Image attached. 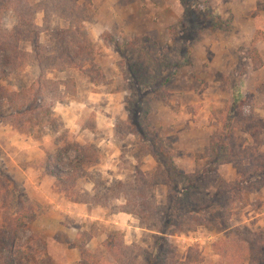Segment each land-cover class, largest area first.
<instances>
[{
  "label": "rangeland",
  "instance_id": "1",
  "mask_svg": "<svg viewBox=\"0 0 264 264\" xmlns=\"http://www.w3.org/2000/svg\"><path fill=\"white\" fill-rule=\"evenodd\" d=\"M20 1L0 0V29L19 35L27 55L20 59L27 67L8 76L0 55V95L7 91L15 100L0 101V264H78L81 248L92 254L93 264H109L104 244L117 245L122 236L135 264H143L144 251L156 264H249V250L264 264V80L256 73L264 66V0H168L178 22L160 41L125 24L109 33L111 26L101 44L89 31V23L99 21V6L81 0L84 30L70 34L68 45L87 65L65 70L39 69L31 62L49 23L54 34L45 38L62 34L58 19L47 17L49 6L69 11L71 0ZM147 1L108 0L114 17L108 22L119 26L134 3ZM133 20L146 18L134 14ZM71 71L114 91L113 111H103L104 118H113L107 133L116 141L110 150L77 144L56 117L55 107L77 94ZM54 72L58 75L50 77ZM250 72L256 74L248 78ZM121 89L127 92L123 116L115 107ZM95 112L79 123L94 127ZM47 135L58 145L48 159L29 161L25 152L8 147L11 136L32 142ZM109 153L118 157L108 158ZM147 156L153 160L147 162ZM34 166L44 178L37 186L35 175L23 173ZM47 176L64 179L58 192L71 202L91 196L89 205L102 208L109 220H58L50 214L48 204L56 206L57 197ZM152 189L163 215L144 228L135 217L139 231L124 232L119 213L131 210L126 202L140 204L137 198L144 195L151 205Z\"/></svg>",
  "mask_w": 264,
  "mask_h": 264
},
{
  "label": "crops",
  "instance_id": "2",
  "mask_svg": "<svg viewBox=\"0 0 264 264\" xmlns=\"http://www.w3.org/2000/svg\"><path fill=\"white\" fill-rule=\"evenodd\" d=\"M160 2L161 3L157 4V0H154L152 2L148 0L145 3L142 2L141 5L139 4L138 6L135 5L134 3L133 9L131 10V12H129V14L121 13L122 16H120L119 18V26H116L108 22V18L109 19L114 18L112 15L113 12L109 9L108 0L107 1L94 0L93 9H96L95 7L99 6V11L101 15L99 18V21L97 22L93 21L91 22V24L89 23V26H90L89 31H90L91 36L94 37V42L96 44H101L98 42L103 40L102 38L103 34L109 31L111 26L113 27L115 26V27L114 28L112 27L113 30L111 29L109 33L115 32V30L118 27H119V30L123 29L128 24H129L130 29L143 30L144 32L148 31V34L151 35L155 40L162 39L161 36L165 35L166 31H168L173 25L177 24L178 20L174 21V18H175L173 16L174 11H173L172 5L169 3L170 1L168 2V0H161ZM157 5L158 7H156ZM125 13L127 12L125 11ZM134 14L138 16V19L142 17V19L146 18V20L143 22H139V23H137L134 20L130 21V17H134ZM162 14L168 15L169 18L167 19V21L165 19L161 20ZM124 15H126L127 17H125ZM57 24L58 26L60 24L62 25L60 26L61 27L60 31L62 30L64 31L68 29V25L59 19H58ZM63 25H65L66 28L65 27L62 28ZM47 26L48 27L46 28L47 29L49 28V29L46 30L47 33H43L42 41L40 42V44L42 43L41 45H43V43L45 45L51 43L50 42L51 39H49V36L45 38L46 35H49V31L51 35L54 34V30H53L54 28L52 29L53 27L52 23L51 24L49 23ZM138 26H143V27H138ZM239 30L241 31V29ZM144 32L142 34H145ZM141 36H144V35H141ZM27 44H30V43H27ZM263 61H264V54H263ZM71 72H73L71 73L72 74L71 77L74 80H76L77 94L75 97L68 98V100L65 103H59L55 107L54 112L56 114V117H59L62 126H65L66 129H68L69 131L75 134L74 140L77 142V144L85 145V146L88 144H95L98 149L101 148L104 151L106 149L110 150V147H111L110 143L116 141L115 135H113V133H110V132L107 133V131H110V129L113 128L111 127V123L113 122L110 121V119H113V118H111L110 116L109 117L107 116V118L106 117L104 118L103 111H105V113H108V112L110 113V111H113L111 110L110 105L112 103H115L113 102L115 98L114 91L112 90L106 91L102 88H96L91 82L88 83L85 79H83L84 80L83 81L79 75H75L74 71H71ZM24 73L33 76L31 71H26ZM256 73L259 74L257 78L260 81H263L264 80L263 79L264 78V66ZM256 73L250 72V75L248 76V78H250ZM55 75H58V74L54 72V74L50 73L49 76L53 77ZM248 78L246 82H249ZM83 83L85 84L86 89L81 87V84ZM126 97H127L126 90L124 89L119 90V103L115 106V107L118 106L117 109L119 111V116H120V112L122 113V116L124 114V109L126 107L124 100ZM110 102L112 103L110 104ZM95 111H97L98 113H97V118L94 122V127L90 128V127L85 126L84 124L79 123L81 120H82L81 122H83V118L87 117L88 112H89L88 115L90 116L92 115V113H96ZM116 111H115V114H118ZM261 113H262V116L264 117V109L261 110ZM115 114L113 113V115ZM106 119H107V123H105ZM119 122H120V119H119ZM104 131H106V133H104ZM55 138H56L55 136L47 135L45 136L44 139H40L36 141L32 139V142H31L28 139H22V137L20 136H11V137H8V142L10 145V146L8 145V147H13L14 150L19 151V152H25L24 156L29 161L33 159L42 160L41 158H44V157L48 159L51 155L57 152L58 145H57V140ZM122 143L127 144V141L123 140ZM108 145H110V147ZM16 147L18 148L15 149ZM121 153H122V150H119V158H120ZM107 157L113 159L118 156L117 155L114 156L113 154L109 153ZM132 158H134L133 155H132ZM144 159L148 160L147 162H151L150 159L153 160L152 158L148 156ZM23 173H25L26 176L27 174H29V176L35 175L36 181H38L37 183H35L36 186L40 185L44 180L43 175H42V169L40 167L34 166L31 168H28L26 171H23ZM120 179L121 178H119V180ZM46 181L48 183L53 184L54 193L57 197L56 206L48 204V206L51 207V211H52L50 212V214H55V215L57 214L56 216H58L57 217L58 220H65V218H70L75 221H77V219L84 220V222H87V221L88 222L89 221L90 222H105L106 219L109 220L105 216V211L102 208L89 205V203H85V202L84 203L71 202L69 199L63 197V195L58 192L57 184L60 183V181L56 177L47 176L45 179V182ZM46 220L49 222V219H46ZM112 221L114 220H111L110 222ZM51 222H54V221L51 220ZM134 222H135V216H133L132 214H128L126 212L119 213V227H121L124 232L134 230V229L139 231V229H137ZM115 224H118V223H115ZM127 238H132V234H128ZM77 260L79 261L78 258Z\"/></svg>",
  "mask_w": 264,
  "mask_h": 264
},
{
  "label": "trees",
  "instance_id": "3",
  "mask_svg": "<svg viewBox=\"0 0 264 264\" xmlns=\"http://www.w3.org/2000/svg\"><path fill=\"white\" fill-rule=\"evenodd\" d=\"M19 2L23 3V1H20V0ZM65 2H67V0H65ZM69 2H70L69 11L61 10L60 8L56 6V3L52 2L53 3L52 5H50L51 3L49 4L50 11L47 17H49L50 19L56 18V19H59L65 22L68 25V29L64 31L63 30L59 31V32H62V34H59L58 38L56 36L55 37L51 36L52 39L50 40L51 42L50 44L37 46V53L35 52L34 54L35 57L33 58V61L31 63L36 65L39 69L41 67L43 68L44 66H47L46 68L50 70L52 69L53 70H59V69L65 70L66 68L83 69L87 65L85 61H82V59L80 60L74 55L75 50L74 49L70 50L69 45H68L69 44L68 36L70 34L83 32L84 30L81 24H83L82 22L85 21L83 19V17L85 16V9L82 7L80 3L81 0H71ZM41 12H44V11H41ZM22 20L23 18L17 17V22L19 23L23 22V25L28 24L26 21H22ZM28 25L32 26L33 22L29 23ZM17 27L15 29H17ZM35 27L36 26L34 25L33 28ZM1 28L3 29H0V55H1V61L3 63V66L5 67L4 71H6L5 75L8 76L17 71L25 69V67H27V63L24 65L20 62L21 61L20 59L24 58L26 54H25V51H23L19 47L20 42H21V39L19 40L17 37L19 35L15 37L6 31L4 26ZM29 35L30 36L26 37L27 40L25 41V43L32 41L30 40L32 36L31 33H29ZM52 43L55 45V47L52 46ZM81 47H77V48H81ZM28 55L32 57V54H28ZM36 92H37V97H39V94H38L39 92L38 91ZM16 94L19 95V93H16ZM0 101H8L9 104L15 103V100L13 98H9L7 91H3V93L0 95ZM21 109L23 110L24 113L32 111V108L31 109L26 108L24 110V107H22ZM17 114H19V112H17ZM62 176H64V173ZM55 177L61 182H63L64 180L61 176L60 177L55 176ZM119 188L125 189V191L130 190L129 187H123L121 183H119ZM154 190L155 189H152V198H150V199H153L151 205L144 203L146 201L144 195H139L140 197L137 198V202L140 204L133 203V206H132V204H130L127 201L126 202L127 204L125 205L128 207H131V210H127L126 213L132 214L133 216L140 218L141 226H143V228L145 226L148 227L151 219H156L157 217H160V215L161 214L163 215V212L165 211V209H163L159 213L160 208L156 206V202L154 199V193H153ZM86 197L87 199L85 200V203H90L94 201V199H91L92 197L89 196L88 194ZM143 203L145 205H141ZM132 207L133 209L134 208L135 209L133 210ZM170 211H171V208H170ZM115 243L113 242V240H110L108 242H105L104 244L105 253L108 256V259L110 260L109 264H111L110 262H112V264H135V261H136L135 258L133 257V255H129V252H128V250L131 249L132 246L129 247L128 245H126L124 241V237L122 236V239L119 237V243L117 245ZM76 246L80 247L78 244ZM81 249H82L81 261L78 264H93L92 261H90V257L92 254L88 250L84 251L83 248ZM261 251L262 250L260 249L259 253ZM249 253H250V260H251V263L249 264H257L258 261L257 259H255V257H253V253H251L250 250H249ZM132 254H134V252H132ZM142 257H143V264H156L153 261H152L153 263L149 261L148 254L146 253V251H144V254ZM104 263L107 264L108 261H105ZM137 264H141L140 261Z\"/></svg>",
  "mask_w": 264,
  "mask_h": 264
}]
</instances>
